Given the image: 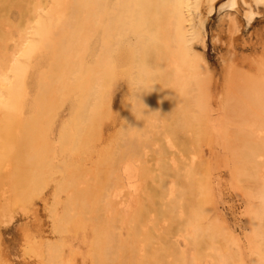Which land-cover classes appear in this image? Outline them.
Returning <instances> with one entry per match:
<instances>
[{
  "label": "bare ground",
  "instance_id": "bare-ground-1",
  "mask_svg": "<svg viewBox=\"0 0 264 264\" xmlns=\"http://www.w3.org/2000/svg\"><path fill=\"white\" fill-rule=\"evenodd\" d=\"M217 1L0 0L15 16L0 33V220L53 181L57 238L26 243L42 264H264V65L204 86L195 45ZM251 4L264 0L218 11L244 6L248 25ZM117 105L124 118L104 123ZM202 144L224 156L239 232Z\"/></svg>",
  "mask_w": 264,
  "mask_h": 264
},
{
  "label": "rangeland",
  "instance_id": "rangeland-1",
  "mask_svg": "<svg viewBox=\"0 0 264 264\" xmlns=\"http://www.w3.org/2000/svg\"><path fill=\"white\" fill-rule=\"evenodd\" d=\"M222 2L223 0H218L214 5V9L211 14L207 15L204 27L205 38L203 41V45H201L200 43H196L195 49L197 52L202 53L204 58L207 60L212 75V79L210 82L208 80L206 82V78L205 80H203L205 83L204 86L206 87L208 85H211L212 88L217 87L218 91L222 90L224 92L226 89L227 81L225 77L227 76L226 74H228L230 66L231 68L234 67L235 69H238L237 71L240 73H256L257 69H262L264 65V63L259 65V57L261 55H264V51H262L256 43L261 42L264 44V30L262 29L264 27V7H255L253 4H251V8L256 11L258 15L255 16L253 21L247 25L244 22L243 16L241 14L244 9H246L244 8V6L243 8L239 7V11L224 10L223 12H220L218 11V9ZM228 12L230 13L226 14ZM0 15H4L5 17L3 19H7L3 28L0 29V33L3 34L6 29L11 28V22L13 21L12 19L15 16L10 13L8 7L3 8L2 12H0ZM3 19L2 17H0V21ZM234 24H236L237 29L234 28ZM258 33L262 34L261 39H258ZM234 35L238 37V40L232 42V36ZM116 80L121 83L122 76L116 77ZM218 91H215L216 97L219 95ZM125 113L126 111L119 105H117L116 107H114L112 113H110L106 118L104 123L110 122L109 119L110 117L112 119L113 116H115L117 119L118 117H122V114L124 118ZM117 121V123L119 124V119H117ZM156 121L159 124L162 123L161 119H157ZM147 132L148 131L146 128V135L148 134ZM149 133H151V136L153 134H157V137L159 136V138L157 139L154 138V145H152L150 147L151 149L147 151V160L149 161L150 159H152L153 161L155 149H157L159 146H165L163 145L165 140L164 138H162V132L160 133L159 131H157L156 133L155 131V133ZM117 137L119 138V134L117 135ZM202 146L203 150H205V154L203 153V155H211L212 153L210 152H213V155L208 158L212 159V157H214L215 159L213 161L216 160V166L214 167L213 172L215 171L216 175L219 174L218 177H220V184L217 188V191H221L220 196L217 199L218 207L220 210L219 213L223 215V217L225 218V222L230 227L235 228L236 231L239 232V228L242 225L241 216L240 214H237V212L240 211V206H238L240 204L238 203V199L233 193V190L228 185V166H225L224 163H222L224 161V156L221 153V150L215 148L217 147V145H214L212 149L210 148L211 150L207 149V146L203 144ZM177 148H179V145L175 144L174 149ZM214 149L215 151H212ZM152 161L149 162L151 163ZM217 171H219L220 173H218ZM53 185V181H48L47 185L43 186L44 188L41 191V194L32 196L29 203L20 202L12 204V206L7 209L5 216L1 218L0 256L5 264H42L40 261V255L32 253L28 249L26 250V243L33 244V242L39 239L38 235L40 236V234L42 233L45 237L49 236V240H54L57 238L55 234H49L51 211L54 208H58L57 205H55L52 201L51 190ZM43 195L45 196L43 197ZM59 195L61 198L64 197L62 193H60ZM42 198L46 199L45 203L42 201ZM33 213H36V220L33 217ZM240 235H242L241 232ZM71 237L73 239H77L81 236L79 234L73 236L72 233ZM243 253L244 256L245 253H247V250L245 248Z\"/></svg>",
  "mask_w": 264,
  "mask_h": 264
}]
</instances>
